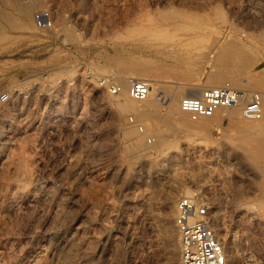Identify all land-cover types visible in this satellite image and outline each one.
Returning a JSON list of instances; mask_svg holds the SVG:
<instances>
[{"label":"rangeland","instance_id":"1","mask_svg":"<svg viewBox=\"0 0 264 264\" xmlns=\"http://www.w3.org/2000/svg\"><path fill=\"white\" fill-rule=\"evenodd\" d=\"M40 12L57 34L16 30L0 41V130L11 125L16 138L0 152V264L67 257L72 264H180L176 203L195 194L217 219L220 238L240 251L228 263L264 264V216L229 118L220 128L176 135L161 104L175 83L158 74L142 77L158 86L160 114H118L106 101L117 98L116 81L93 67L117 53H166L171 62L177 43L155 37L181 31L214 40L211 54L225 40H240L255 57L256 75L264 46L251 37L264 28V0H43L33 12L38 28ZM8 82L19 85L18 99ZM124 127L143 142L139 151L128 147Z\"/></svg>","mask_w":264,"mask_h":264},{"label":"bare ground","instance_id":"2","mask_svg":"<svg viewBox=\"0 0 264 264\" xmlns=\"http://www.w3.org/2000/svg\"><path fill=\"white\" fill-rule=\"evenodd\" d=\"M42 2L43 0H0V41L4 42L10 40L16 30H32L35 31L38 36L42 37L50 34H57L58 30L55 29L48 32L47 26L49 25L41 26L38 23V28L33 22L34 9L40 6ZM37 16L38 14L36 13V20ZM218 16L221 19L225 18L223 12H218ZM187 35V33L178 31L155 37L158 42L177 43L176 48L170 55L171 62L166 60L165 57L169 56V54L166 53L158 54L153 58H145L134 53L123 55L117 53L108 56L107 61L103 65H91L102 80L105 78H112L111 80H113V82L116 81V83L119 84L117 85L114 82L116 87H119L117 98H106L107 103L112 105L118 114L130 111L141 119H147L156 114H160L158 113L159 105L156 102L161 101V99L158 98L160 94L155 93L158 86L144 81L142 77L148 76L150 78V75L153 76V74H155V76H157L158 74L157 77L173 80L175 83L173 89L164 91L162 95L164 101H162L161 104H166V113L164 117L162 116L165 126L175 131L176 135L182 134L180 132L196 130L206 131L213 127L220 128L222 118L224 116L228 117L232 127L237 130L239 137L243 140V144L238 143L237 146L244 149V158L249 162L253 174V189L258 192L257 205L260 207L263 217L264 177L263 181L261 177L264 170V90L260 92L247 91L245 89H235L230 86L244 87L255 84L262 88V86H264V67L262 70H259L256 75L251 74V69L256 65L255 57L249 47L238 39L221 42L219 45L215 46L217 49L211 54V49L215 44L214 40L206 38L203 33L200 32H195L193 35L189 34L192 35L190 39L186 38ZM251 41L254 44L256 43L264 46V28L251 37ZM262 49L264 48L262 47ZM135 81H141L147 85L148 94L144 99L132 97L131 86ZM224 87H229L238 93V98L232 105H220L214 110L212 115H201L196 118H193L192 115L183 109L182 103L184 99H203L202 97L207 90ZM5 89L8 90L11 97H16L18 99L21 90L19 85L8 82L5 85ZM186 91L190 93L187 94L188 92L186 93ZM183 95H187L188 97L181 100V107L179 108L178 101ZM256 95L258 98L255 101L258 102L259 115L254 117L246 114V109L253 103L252 101L256 98ZM184 113L188 114L192 121L186 119ZM10 126L11 125L5 126L0 130V152L7 149L6 147L12 144L16 139L15 137H11L8 133V128H10ZM123 133L128 141V147L134 149L138 148L139 151L143 142L140 139L137 140L138 138H134L135 132L124 127ZM138 151L136 152L139 153ZM13 189L16 190L15 188ZM189 197L203 200L208 207V223L223 245L227 264H229L228 260L231 263V261L238 259L237 257L240 251L238 253L236 252L237 250L232 251L235 249V246L229 245L226 238H220L219 229L217 228L218 225L216 223L217 219L211 215V209L205 200L198 194ZM173 232L172 228L168 229L169 234H173ZM177 233L180 244L178 229ZM228 249L232 252L230 256H228L230 254H228ZM244 256L253 258L252 254L248 255L245 253ZM69 258H65V260L60 263L72 264Z\"/></svg>","mask_w":264,"mask_h":264},{"label":"built area","instance_id":"3","mask_svg":"<svg viewBox=\"0 0 264 264\" xmlns=\"http://www.w3.org/2000/svg\"><path fill=\"white\" fill-rule=\"evenodd\" d=\"M37 22L41 26L50 24L47 13L40 12ZM114 93L119 87L112 89ZM148 94V87L144 82L135 81L131 86V95L137 99H144ZM1 100L6 96L2 95ZM203 99H184L183 109L192 115H212L220 105H232L238 98V93L229 87L207 90ZM252 101L246 114L258 116V102ZM209 210L203 200L184 196L177 202L175 225L180 238V264H227L223 245L210 228L208 223Z\"/></svg>","mask_w":264,"mask_h":264}]
</instances>
